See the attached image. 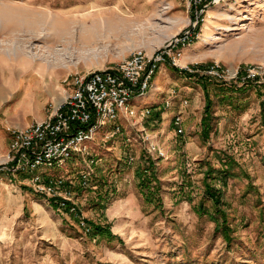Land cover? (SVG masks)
<instances>
[{"label": "rangeland", "instance_id": "rangeland-1", "mask_svg": "<svg viewBox=\"0 0 264 264\" xmlns=\"http://www.w3.org/2000/svg\"><path fill=\"white\" fill-rule=\"evenodd\" d=\"M205 15L179 60L190 70L167 61L155 98L132 100L148 116L46 169L57 195L3 178L0 264H264V0H216ZM107 20L96 40L84 30ZM192 20L181 0H0L1 107L42 120L74 73L151 55Z\"/></svg>", "mask_w": 264, "mask_h": 264}, {"label": "built area", "instance_id": "built-area-1", "mask_svg": "<svg viewBox=\"0 0 264 264\" xmlns=\"http://www.w3.org/2000/svg\"><path fill=\"white\" fill-rule=\"evenodd\" d=\"M181 2L186 6L187 12L193 15V20L184 33L176 35L151 55L138 49L115 66L74 73L69 80L70 90L67 91V96L58 105H53L46 118L27 126L10 127L8 151L0 162V182L3 178L13 182L18 175L27 174L38 193L55 196L63 182L56 179L44 182L43 173L46 169L62 167L76 155L89 154L88 143L106 125H112L113 132L117 133L121 129L119 121L122 117L137 116L143 119L148 116L151 109L136 108L131 104L132 100L144 96L151 89L153 78L167 61L182 69H189L188 66L179 64L182 52L190 45L195 30L204 21L205 14L216 0ZM168 8L165 7V10ZM208 72L225 77L219 73V69ZM237 74L238 70L233 77ZM175 93L174 90L173 94ZM183 102L186 104L187 100ZM174 123L178 132H183L180 114L174 115ZM151 144V150H157V146ZM160 153L163 154L162 151ZM86 182L84 181L85 185ZM62 205L66 203L63 202ZM73 211L75 208H72Z\"/></svg>", "mask_w": 264, "mask_h": 264}, {"label": "crops", "instance_id": "crops-1", "mask_svg": "<svg viewBox=\"0 0 264 264\" xmlns=\"http://www.w3.org/2000/svg\"><path fill=\"white\" fill-rule=\"evenodd\" d=\"M156 85H159L160 88L163 85V83L161 82L159 76H157L152 84V87L150 90H148L145 94H151ZM159 89L156 91L158 92ZM48 94L52 97V94L54 93V91H47ZM154 93L153 98H155V96L157 95V93ZM141 98V97H140ZM152 98V99H153ZM8 100V98L6 96H3L0 94V162L3 161V157L5 156V154L8 151V146H9V141H10V133H9V128L10 127H14V126H27L30 125L28 121H26V119H21L19 118L20 112H22L19 107L20 105L15 104L12 107H8V108H2L1 107V103H5ZM151 101V99H150ZM27 125H25V124Z\"/></svg>", "mask_w": 264, "mask_h": 264}, {"label": "bare ground", "instance_id": "bare-ground-1", "mask_svg": "<svg viewBox=\"0 0 264 264\" xmlns=\"http://www.w3.org/2000/svg\"><path fill=\"white\" fill-rule=\"evenodd\" d=\"M87 27L84 29V30H87V32H88V36L92 39V40H96L97 38H98V32H99V29H100V27L101 28H103V29H106V30H110V31H112L114 28H116V24L114 23V21H112V20H107V21H105V22H103L101 25H98L97 23H94V22H92V23H90L89 25H86ZM206 31H208L209 30V26H206ZM207 39H209L210 37H206ZM211 39V38H210ZM52 42V45L51 46H49L48 47V51L49 52H53V51H55L56 50V45H55V40H52L51 41ZM182 64H183V62H182ZM158 89H160V87L158 88ZM158 89H155L154 91H153V93H152V95H144V97H143V99H152L153 98V95H154V93L158 90ZM66 96H67V92H66ZM65 96V97H66ZM64 97V98H65ZM64 98H63V100H64ZM63 100H61V101H63ZM56 105H58L57 103H56Z\"/></svg>", "mask_w": 264, "mask_h": 264}, {"label": "trees", "instance_id": "trees-1", "mask_svg": "<svg viewBox=\"0 0 264 264\" xmlns=\"http://www.w3.org/2000/svg\"><path fill=\"white\" fill-rule=\"evenodd\" d=\"M247 74V73H245ZM142 173H138V175L140 176ZM210 195V198H213V199H216V196L213 194V193H209ZM91 224V223H90ZM91 230H93L94 234L95 235H102L104 233V228H101L100 226H97V225H93L91 224ZM225 237L228 241H230V238H229V235L228 233H225Z\"/></svg>", "mask_w": 264, "mask_h": 264}]
</instances>
